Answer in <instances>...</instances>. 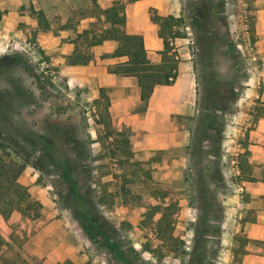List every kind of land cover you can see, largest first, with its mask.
Listing matches in <instances>:
<instances>
[{"label": "rangeland", "instance_id": "1", "mask_svg": "<svg viewBox=\"0 0 264 264\" xmlns=\"http://www.w3.org/2000/svg\"><path fill=\"white\" fill-rule=\"evenodd\" d=\"M110 1L0 0V138L16 148L18 134L58 136L71 179L91 201L84 212L62 165L39 161L28 147L21 182L33 205L0 220V264H264V166L250 162L264 116L256 96L264 94L262 77L256 84L264 60L250 31L256 0H198L199 17L182 20L195 31L198 113L157 119V131L177 125L188 133L160 149L143 120L126 118L144 112L136 85L107 83L117 64L106 57L110 47L90 45ZM32 6L49 30L20 13ZM89 18L96 20L82 31ZM75 53L93 60L70 65ZM127 98L138 105H116ZM206 107L218 124L201 123Z\"/></svg>", "mask_w": 264, "mask_h": 264}, {"label": "trees", "instance_id": "2", "mask_svg": "<svg viewBox=\"0 0 264 264\" xmlns=\"http://www.w3.org/2000/svg\"><path fill=\"white\" fill-rule=\"evenodd\" d=\"M92 1L97 2V0ZM125 7L124 0H114L109 8L102 11L105 22L109 27L104 29L99 37L94 36L90 45L92 47L98 46L103 44L105 40H113L117 43L116 50L106 57L127 58V61L118 64L115 68H110V73L126 77H136L141 89V100L144 104H147L157 85L171 86L176 82L180 58L174 49L173 41L177 37H182L186 34H180L175 30V27L178 28L183 25L181 18L174 16L163 18L153 14L152 19L160 25V36L164 39L165 45L161 53L162 63L154 65L148 59L144 38L140 35L128 34L125 30ZM20 11L22 14L28 13L37 16L39 21L44 24V29H50L43 11H37L33 6L30 10L22 7ZM199 13H201V10H198V15ZM207 25H210V23ZM250 31L253 36V22ZM252 40L255 41L253 37ZM92 60V56H84L79 53H75L69 57L70 65H87ZM203 117L204 119L201 120V123L205 124L206 121L208 123L210 119H213L218 124L217 117H211L208 107L204 108ZM18 138L19 143L15 146L16 148L9 146L7 142L2 141V138H0V215L4 220L9 221L15 212L24 214L33 205L28 188L21 182L22 174L31 159L28 147L31 148L30 151H33L35 155L41 153V156L37 158L39 161L44 162L46 159V163L49 165L55 166L57 163L62 165L63 175L66 180L70 181L71 193L83 207L84 212H86L88 210L87 205L91 203L88 199L89 195L80 193L79 186L74 182L73 178L71 179L75 170L69 167V159H63L59 155V151L57 150L59 137L36 136L29 133L23 136L18 134ZM36 165L41 167V164ZM88 219L90 220L89 224L93 225V229L100 235H104L100 226L98 227L95 224V218L89 217ZM84 227L85 229L87 228L86 225ZM105 238L107 239V237ZM119 254L123 258L121 251Z\"/></svg>", "mask_w": 264, "mask_h": 264}, {"label": "crops", "instance_id": "3", "mask_svg": "<svg viewBox=\"0 0 264 264\" xmlns=\"http://www.w3.org/2000/svg\"><path fill=\"white\" fill-rule=\"evenodd\" d=\"M113 1L114 0H111L104 9L109 8ZM189 1L190 0H124V3L126 4L125 30L128 34L140 35L144 38L148 59L152 64L160 65L162 63L161 53L165 47L164 39L160 36V25L155 23L152 19L153 14L163 18L174 16L176 18H181L182 20L188 17L194 22L197 17H199L198 10H200V6L198 4V0H192V4H189ZM254 12V42L257 46L259 58L264 60V0H256ZM102 16L103 22L106 24V29L109 27V25L105 22V17L103 14ZM95 20L96 19L94 18H89L82 21L81 30L84 31V29H87V27L94 23ZM191 28V25L188 23H184L178 28L175 27L176 32H179L180 34L182 32L183 35L186 33L185 36L177 37L173 41L174 49L177 53V56L180 58L178 64L177 80L171 86L157 85L154 88V91L147 104H144V102L141 100V89L136 77L119 76L117 74L110 73L109 70L110 74L107 83L111 81L110 84H115L120 78L127 79L136 85L133 91L136 92V95H138L139 105L135 104V100L132 101L130 98L123 99L122 101L115 103L116 105L120 104L125 107H130V109H133V107L136 105L142 106V108L144 107L142 110L144 111L143 113H130V115H128L126 118L130 119L128 122H134L137 117L140 120H143L144 128L149 130L146 131L145 137L149 138L153 142L152 146L156 149L165 147L168 144V139H173L174 137L176 142L179 134H188L185 133V131H180L177 125L170 126V129L166 132L157 131L155 128L157 119L162 123H171L173 118H189L194 117L195 114L198 113L199 83L193 61L194 54L190 50V45H192L194 41L195 31ZM99 46H103L104 48L110 47L106 52L107 55H109L116 50L117 43L113 40H105L103 44L94 47ZM111 59L114 61V63H117L116 67L118 64L127 61V58ZM110 68L113 67L110 66L109 69ZM257 74L259 76L256 77L258 80H256V84L260 83L261 77V80L264 84V67L263 71L260 72L258 70ZM256 96L264 101V94L261 95L260 93H256ZM141 116H143V119ZM254 141L255 144L252 148V158L250 162L254 166H264V116H261L258 121ZM0 220H4L1 215ZM260 235L261 236L258 238L262 237L264 239V232H261Z\"/></svg>", "mask_w": 264, "mask_h": 264}, {"label": "built area", "instance_id": "4", "mask_svg": "<svg viewBox=\"0 0 264 264\" xmlns=\"http://www.w3.org/2000/svg\"><path fill=\"white\" fill-rule=\"evenodd\" d=\"M245 39H246V42H247V48H246V49H247L248 53L251 55L252 59H253L254 61H256V60H257V56L254 55L255 53L253 54V45H252V41H251L250 36H249V33H248L247 31H246V33H245ZM238 47H239L241 50L244 49L242 44H239ZM232 163H233V165H234V167H235V169H236V172H237V173H240V169H239V166H238L237 158H234V159L232 160Z\"/></svg>", "mask_w": 264, "mask_h": 264}]
</instances>
